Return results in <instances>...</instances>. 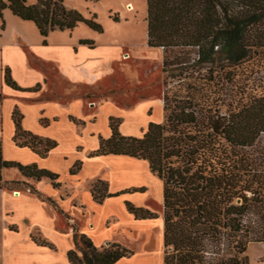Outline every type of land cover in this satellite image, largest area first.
<instances>
[{"label":"trees","instance_id":"trees-1","mask_svg":"<svg viewBox=\"0 0 264 264\" xmlns=\"http://www.w3.org/2000/svg\"><path fill=\"white\" fill-rule=\"evenodd\" d=\"M6 9L32 22L44 45L50 33L73 31L80 24L103 32L95 15L87 19L63 0L34 4L0 0V18ZM147 36L151 48L196 49L194 72L206 71L207 82L220 87L212 91L210 83L190 84L185 99L165 96V121L150 123L141 137L122 135L119 119L111 117V136L101 138L89 157L121 155L143 160L163 182L164 264H249L248 245L264 243V0H147ZM80 44L95 47L90 40ZM4 81L21 92L39 88L19 87L9 68L4 70ZM15 115L14 141L29 138L21 147L46 158L57 142L25 131L23 116L16 119ZM261 145L263 152H259ZM5 169L60 186L56 173L36 164L5 160L0 140L1 189L7 185L2 179ZM80 169L72 168L71 174ZM29 189L39 195L34 187ZM91 193L98 204L122 194H107L108 184L102 180L92 185ZM48 201L57 209L54 201ZM126 207L136 219L156 218L130 202ZM33 239L53 248L38 235ZM73 239L74 249L68 252L71 264H116L134 254L117 242L98 248L76 227Z\"/></svg>","mask_w":264,"mask_h":264},{"label":"rangeland","instance_id":"rangeland-1","mask_svg":"<svg viewBox=\"0 0 264 264\" xmlns=\"http://www.w3.org/2000/svg\"><path fill=\"white\" fill-rule=\"evenodd\" d=\"M36 1L27 0V3L34 4ZM63 2L66 7L77 10L87 19L95 15L103 32H95L86 25L80 24L74 29L75 32L73 30L50 33L46 39L47 44L44 45L43 38L32 22L20 20L8 9L3 11V18H0V94L2 96L0 140L4 148L3 158L5 159L6 156L8 160L21 162L22 158L17 157L11 145L15 127L13 113L16 112V119L27 114L30 128L36 130L41 137L57 141L59 145L50 153L44 164L48 166L47 169L59 174L60 183V186L54 189L52 182H50L52 187L49 184L47 187L41 185V190L38 188L39 182L25 179L16 169H5L2 171V179L7 183L4 190L26 192L31 186L38 188L44 194L43 197L54 199L57 211L62 210L61 200H65L64 204L68 205V201L78 199L89 210L95 207V219L98 224L108 218L107 226H110L116 221L115 216H117L121 228H118V233L114 235L118 240L115 242H119L134 253L131 257L122 259L120 264H137L133 261L138 260L140 261L138 264H146L145 257L151 254L153 255L150 264H164V240L162 236V242L158 244L157 226L154 225L152 229L148 227L150 232L146 234L144 229L127 220L121 205L123 198L135 207H143L150 211L156 217L153 220L163 219V182L162 195H160L148 177L141 174L142 183L126 185L115 190L114 193H122L121 197L114 198L109 206L99 208L100 206L95 205L89 196L92 194V185L97 180H102L109 184L110 191L111 177L105 164L92 160L89 156L98 149L95 137L107 138L106 131L112 132L111 117L119 119L118 130L121 134L124 133L122 125L128 117H141L143 120L141 126L136 131L127 132L128 136L141 137L148 128L147 121H144L146 117L151 123L165 121L166 113L162 106L165 96L174 101L185 99L190 84L201 87L205 86V83H210L207 82V73L194 72L192 63L197 59L194 48L148 46L147 0H63ZM76 38L88 39L95 45V49L90 50L85 47V50L79 51L80 60L91 71L90 74L95 76L92 87L67 83L61 76V64L65 62L62 60L63 53L75 43ZM12 42L24 52L20 54L13 49ZM165 60L167 63L164 65ZM21 66L38 71V75L24 77V84H31L30 88L35 89L39 85L37 91L16 93L5 84L4 70L9 68L14 81L21 86L14 75ZM205 76L206 79H203ZM216 83H210L212 91L220 87ZM259 91L258 95H261ZM57 103L64 106H59ZM35 105H44L47 109L45 114L40 115V124L45 127L46 122L43 117L48 118L49 125L51 124L49 127L47 125L48 128L39 127L37 121L39 109ZM138 108H140L139 112H137ZM225 109L226 106H223L222 111L224 112ZM120 111L126 114H118ZM133 112L134 116L129 114ZM69 114L87 121L76 122L72 126ZM53 117L59 118L58 122H54L56 119ZM21 123L23 124V120ZM27 140L29 138H21L15 142L13 138L17 147H21V144ZM262 146L259 152H263ZM259 152H256L258 156ZM80 162L82 164L79 165ZM77 166L81 169L76 175H72V168ZM148 168L150 170L149 164ZM150 172L152 173L151 170ZM152 174L158 178L157 175ZM43 180L44 183L48 182L47 179ZM118 186L120 185L115 184L114 188ZM141 188L144 189L142 193L137 191ZM140 194L147 195L144 197ZM77 201L75 200L76 203L73 201L74 205L83 208ZM132 216L136 219L133 214ZM61 217L69 226L80 230L82 216L75 218L63 212ZM119 233L122 235L120 236ZM163 233L164 229L162 235ZM245 256L249 264H264V243L249 244Z\"/></svg>","mask_w":264,"mask_h":264},{"label":"crops","instance_id":"crops-1","mask_svg":"<svg viewBox=\"0 0 264 264\" xmlns=\"http://www.w3.org/2000/svg\"><path fill=\"white\" fill-rule=\"evenodd\" d=\"M74 32H72V35ZM81 40H88V39L76 38L75 43L69 46L68 50L65 53H63L62 60H64L65 62L61 64L62 65V69L60 70L62 72L61 76L64 80H66L67 83H73L75 85H80V86L88 85L89 87H92L94 85L95 76L90 74L91 71L85 66V64L80 60L81 58L79 57L80 49L85 50V47H87L90 50L92 49L89 48L88 45L80 44ZM12 48L15 49L20 54L21 52L22 53L24 52L21 47L14 45L13 42H12ZM19 69L20 70H17V72H14L16 79L18 80V82H20L21 85L18 86L21 88L32 87L31 84H24V80L26 77L29 76L32 77L38 75V71L27 67L23 68V66H21V68ZM23 69L24 71L22 72ZM13 91L16 93L18 92L15 90ZM57 105H59V103H57ZM35 106L36 108L39 109V115L37 117L38 125L39 127H43L40 124V115L42 113L45 114L47 109L44 107V105L41 106L35 105ZM59 106H64V105H59ZM162 106H164L163 103ZM139 109L140 108L137 109V112H139ZM120 113L123 114L124 112L120 111L118 114ZM129 114L134 116V112L133 114L132 113ZM22 116H23L22 119L23 129L27 132L32 133L33 135L41 137V135H39L38 132H36V130H33L28 125L27 114L26 116L24 114ZM68 117H70L71 123L70 122L69 123L72 126H74L76 122L85 123L87 121V120L83 121L81 119H78L72 114H69ZM0 118H1V114H0ZM53 118L56 119L54 120V122H58L59 118L57 117H53ZM129 118L132 119L130 120ZM43 120L46 122V126L44 125L45 127L43 128H48L51 125V124L49 125L48 118L43 117ZM144 121H147L148 125L151 123L147 119V117L146 120L144 119ZM142 122L143 120L141 117H137V116L128 117V120L125 122L124 125H122V130L124 132L122 133V135L124 134V136H128L127 134L129 133L127 132H131L133 130L136 131V129L141 126ZM29 129L33 130V132L30 131ZM111 133L112 132H110V130H107L106 137L107 138L110 137ZM14 135H15V127L13 128V137ZM13 137L11 139V145L14 148L17 157L22 158L21 162L19 163L24 165L36 164L39 168L46 169L53 173H56L52 171V169L51 170L47 169L48 166H45L44 163L45 161H47V158L49 157L50 153L55 149H57L59 145L54 150H52L46 158H41L39 155H37L34 151L30 150L28 147L21 148L14 145ZM43 138H48V137H43ZM100 140L101 138L99 136L95 137V142H96L95 144L97 148L99 147ZM2 150L4 153L3 146H2ZM5 159L8 160L9 158L5 156ZM92 160L101 161V163L105 164V166H107V168L109 169V174L111 177L110 178L111 186L109 191V184L107 183L108 192H109L108 194H116V192L114 193L115 190L126 185L142 183L143 181L141 179V174H144L152 182L153 186L156 187L157 193L162 195V181L156 178L150 172L147 162L121 155L92 157ZM8 161H14V160H8ZM43 181L39 182L38 185V188H40L41 190H42L41 185L47 187L49 184L51 186L50 184L51 181L47 180L48 181L47 183H44ZM115 184L120 186H118V188L117 187L114 188ZM38 188L36 190L39 192V195L30 192V190L26 192H21V191L11 192L0 188V264H71L68 260V252L74 249L73 227L69 226L68 222H66V220L61 217V213L63 212H66L70 216L75 218H78L80 216L83 217V222L80 225L79 232L90 238L96 247L99 248L102 247L103 245L106 246L108 243L118 241L114 236L115 234L118 233V228H121V223L119 218H117V216H115L116 221L113 222L110 226H107L108 218H106V220L104 219L101 224H98L95 219L96 216V212H94V210H96L95 207H92V209L89 210L87 209V206L84 205V203L79 201L78 199H74L73 200L74 203H76L75 200L76 201L78 200L83 208H80L79 206H75L73 201L71 202L68 201L69 204L67 205L64 204L65 200H61L63 206H62V210L59 209L60 212H58L55 209L54 205L48 201V199L50 201H54V199L50 197H43L44 194H42ZM52 188L54 189V187ZM140 195L146 197L147 194H140ZM89 196L95 205L100 206L99 208L109 206L110 202L114 198L121 197V196H117L112 198H106L104 202L98 204L94 200V198H92L93 197L92 194H90ZM126 202H130V201L122 198L121 205H122V209L127 215V220L130 223H133V225L137 227H141L142 230L144 229L146 231V234H149L150 232L148 230V227L152 229V227L156 225L157 228L159 229V234L157 237L158 244H161L162 236H163L162 230L164 229L163 219L153 220L155 219L153 218V219H145V220H136L133 218L132 214L129 213V211L127 210V207L125 206ZM110 218L111 217H109V219ZM71 221H73L74 223L76 222L75 220H71ZM61 226H63V228ZM34 235H38L42 239L49 242L53 246V248L38 244L33 239ZM119 235L121 236L122 234L119 233ZM152 255L153 254L145 257L146 261L145 260L144 261L146 262V264L147 263L150 264L149 261L152 260ZM121 260L116 264H120ZM132 261L133 260H130V262ZM133 262H136L138 264V262L140 261L138 260Z\"/></svg>","mask_w":264,"mask_h":264},{"label":"water","instance_id":"water-1","mask_svg":"<svg viewBox=\"0 0 264 264\" xmlns=\"http://www.w3.org/2000/svg\"><path fill=\"white\" fill-rule=\"evenodd\" d=\"M108 245V244H107Z\"/></svg>","mask_w":264,"mask_h":264}]
</instances>
